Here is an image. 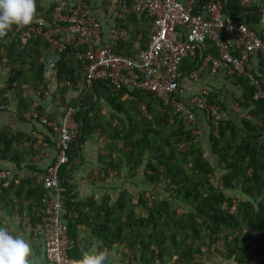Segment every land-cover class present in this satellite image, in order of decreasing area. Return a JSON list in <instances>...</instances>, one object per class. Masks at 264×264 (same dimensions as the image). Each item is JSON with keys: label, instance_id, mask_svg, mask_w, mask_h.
<instances>
[{"label": "trees", "instance_id": "trees-1", "mask_svg": "<svg viewBox=\"0 0 264 264\" xmlns=\"http://www.w3.org/2000/svg\"><path fill=\"white\" fill-rule=\"evenodd\" d=\"M36 4L37 14L29 26L13 27L0 38V66L12 72L18 120L34 130H44V142L56 155L58 134L31 116L36 113L60 124L69 108L75 110L79 136L70 148L69 165L60 171L67 198L62 222L75 245L68 256L81 262L89 242L78 240V229L84 227L89 231L88 239L100 244L97 251L107 253L121 248L124 264H203L205 254L210 252L239 264H252L264 257V99H254L256 89L246 79H238L243 96L237 109L246 112L247 117L240 127L223 120L218 137L209 131L207 157L192 127L166 113L150 95L112 91L98 84L66 103V88L77 85L83 76L82 63L74 59L75 51L82 47L67 45L64 51H57L42 36L29 34V29L39 27V23L46 32L54 21L56 3L36 0ZM224 4L223 15L233 21V16L245 11L234 3ZM144 19L151 28L152 18ZM115 26L130 31L128 22ZM148 35L149 27L146 31L137 28L132 40L142 36L146 41ZM119 47L129 54L130 45ZM20 87L30 88L40 100L47 93L53 101L62 100L60 119H53L40 106L32 110L34 101L23 96ZM102 100L113 112L110 122L100 115ZM10 105L11 99L0 89V112L7 111ZM97 133L109 141L110 151L101 161L103 168L97 182L119 177L123 172L124 181L116 189L120 192L115 198L104 195L100 202H72L70 173L80 146ZM36 145L35 138L1 129L0 166L7 162L20 168L29 152L37 156ZM31 166L27 168L37 170ZM218 171L220 186L214 184ZM141 187L144 191L136 194ZM156 190L170 195L171 201L156 199L154 196L159 195L152 193ZM45 193L40 180H21L17 176L0 179V210L18 216L19 222L28 225L33 233L47 217ZM2 218L0 226L5 221Z\"/></svg>", "mask_w": 264, "mask_h": 264}, {"label": "built area", "instance_id": "built-area-1", "mask_svg": "<svg viewBox=\"0 0 264 264\" xmlns=\"http://www.w3.org/2000/svg\"><path fill=\"white\" fill-rule=\"evenodd\" d=\"M201 1L188 0L186 6H181L176 0H136L134 12L145 13L153 20L146 47L130 40L127 29L113 27L109 31L110 43L96 48L93 43L99 39L101 29L85 0H74L71 5L67 0H56L53 25L43 32V25L39 23V27L29 29V34L42 36L57 51H64L67 45L82 47L74 53L75 61L83 65V76L75 85L76 90H92L102 84L112 91L131 90L150 95L158 100L166 113L191 127L196 123L195 112H200L213 136L218 137L220 127L224 125L221 106L212 99L208 90H200L192 96L189 106L184 102L180 89L182 62L189 56L195 58L210 40L216 44L219 56L205 57L187 78L196 81L199 72L208 68L212 75L225 70L233 80L245 77L257 86L245 69L251 55H260L264 59V38L245 24L223 15L224 3L221 0H207L203 4L206 5V16L203 15L198 10ZM259 1L264 3V0ZM252 3L253 0H240L245 11ZM178 28L183 30V34L178 33ZM120 43H130V56L113 51L112 46ZM232 50L238 56H232ZM259 96L264 97V92ZM74 116L72 108L66 111L60 124L45 116L38 117L36 113L31 116L39 118V122L59 138V151L52 165L43 173L37 170L27 173V177L40 180L46 192L43 203L47 217L36 227L34 234L43 243L48 264H81L68 256L75 245L69 237L67 225L61 220L66 187L60 179V171L69 165L68 154L79 135V125L74 122ZM7 172L1 171L0 179H7ZM256 261L263 264L264 257Z\"/></svg>", "mask_w": 264, "mask_h": 264}, {"label": "crops", "instance_id": "crops-1", "mask_svg": "<svg viewBox=\"0 0 264 264\" xmlns=\"http://www.w3.org/2000/svg\"><path fill=\"white\" fill-rule=\"evenodd\" d=\"M67 1L69 5L74 3V0ZM85 1L90 11L92 12L93 17L101 25V33L99 39H97L93 43L96 48H101L105 45H108L110 43V29L113 27H117L115 25H119L122 22H128V24L130 25V28H128L130 30L129 32L131 35L130 40H132L134 30H137V28H140L142 31H146L149 27L150 35V25L146 24L144 21V18H146V16L143 17L142 14H137L133 10V5L136 0ZM176 1L181 6H186L188 3V0ZM221 1L226 4L234 3L237 8L242 9L240 6V0ZM48 2L56 3V0H45V3ZM205 2H203V4H205ZM203 4L201 6H198V10L206 16V5L203 6ZM129 11L131 15H129ZM233 17L236 18L235 22L245 24L249 29L255 31L262 38H264V3H261L259 0H253L251 7H249L246 11L242 12L238 17ZM177 31L179 34H183V30L181 28H178ZM148 37L145 41L143 40L142 36H140L138 37V42H140L143 47H146L148 45ZM229 41H231V38H229ZM121 44L130 45V43H120L113 45V51L116 52L118 55L130 56V51L129 54L126 55V50L124 48L119 47ZM210 46H212V48ZM231 54L234 57L238 56V53L235 50H232ZM208 55L214 57L219 56L216 44L214 42H211L210 40H207V42L203 46L202 51L196 54L195 58L189 56L183 60L181 67L183 77L181 79L180 86V89L182 90V98L184 102L187 103V105L189 106V100L192 96L197 94L200 90H208L212 96V99L215 100V102H217L219 105L220 103L223 105L224 109L220 105L222 108L223 119L225 121H231L234 123V125L240 127L242 124V120L247 117V113L237 109V102L240 101L243 96V86L241 84H237V81L238 79H246L248 81L249 86L254 87L256 89L254 99H264V97L259 96L260 92H264V59L260 55L254 54L249 57L248 64L246 65L245 71L254 79V81L257 83V86L253 85L249 81V79L245 77H239L233 80L226 74L225 70H222L219 73L212 75L209 72L208 68H205L203 71L199 72L196 81H191L189 78H187L191 72L196 71L198 69V66H200L201 61L205 59V57H207ZM186 63H188V66ZM0 89H3L5 91V95L11 99V105L6 108L7 111L0 112V130L8 129L13 135L21 134L24 137L35 138L37 140V147L35 149L37 151V156H32L29 152V154L27 155L26 163L21 165L20 168H17L7 162L2 164L0 167L6 169L7 171L9 170L13 172V176H17L21 180L24 179L23 176L27 174V172L31 171V169L27 168L28 165H32L35 169H37L38 172L43 173L49 166L52 165L53 161L55 160L56 153L44 142V130L39 128L37 130H34L32 126L18 120V98L15 94L14 87L11 84V70L7 69L4 66H0ZM128 91L132 92L131 90ZM25 92L23 91L24 96L34 101V106L33 108H31L32 110H36V108L40 106L43 107L46 114L52 115L53 119H60V116L63 113V108L61 107L62 100L56 99L55 101H53L49 97L50 95L48 93V95L45 94L44 97L40 100L38 99V95L34 94V92L30 90V88L28 90H25ZM79 92L81 91L76 90L75 85L66 88V103L77 98L79 96ZM100 102L102 107L100 115L104 116L107 121L110 122L113 112L107 106L105 101L102 100ZM195 115L196 123L192 126V129L195 131V133H197V135H199V140L201 141V144L203 145V148L206 151L205 156L207 157L209 156L210 150V146L208 143V124L206 123L203 115L200 112H195ZM54 136L51 135V138L54 139ZM108 144L109 141L107 139H103L101 137V134L97 133L94 136L88 137L87 141L80 146L81 150L78 158H76L75 160V167L70 173L69 179V185L72 189V202L81 201V203H86L87 201L91 200L100 202V198L104 195L110 196V193L115 191L117 192V186L115 184L112 185L111 183L121 184L124 181L125 176L123 172V174H120L119 177L106 180L103 183L97 182L98 173L103 168V164L101 161L104 157L109 154V151L107 150ZM110 197L115 198L116 196ZM62 205L63 211L61 220L64 219V215L66 212V197L62 199ZM0 217H3L5 220L4 222H2L0 228L8 230L12 234H20L24 236L25 239L29 242L32 249V264H48L44 256V248L42 241L35 236L34 232H30L31 228H29L28 225L23 222L20 223L18 216H9L1 210ZM88 238L89 231L84 227H80L78 229V240H89L88 244L86 245V249L83 251V253L97 251L99 248V243H96L92 240L90 241V239ZM107 254L108 264H124L122 263V254L120 253L119 248H114L112 251L107 252ZM202 263L239 264L235 260H224L221 257L203 258Z\"/></svg>", "mask_w": 264, "mask_h": 264}, {"label": "clouds", "instance_id": "clouds-1", "mask_svg": "<svg viewBox=\"0 0 264 264\" xmlns=\"http://www.w3.org/2000/svg\"><path fill=\"white\" fill-rule=\"evenodd\" d=\"M37 14L36 0H0V38L13 27L29 26ZM32 249L20 234L0 228V264H32ZM81 264H108L105 251L85 252Z\"/></svg>", "mask_w": 264, "mask_h": 264}, {"label": "rangeland", "instance_id": "rangeland-1", "mask_svg": "<svg viewBox=\"0 0 264 264\" xmlns=\"http://www.w3.org/2000/svg\"><path fill=\"white\" fill-rule=\"evenodd\" d=\"M11 75H12V72H11ZM25 90H28V88H26V87H20V89H19V91H21V93L23 94V96H24V93H23V91L25 92ZM26 93V92H25ZM141 108H143V105H141ZM207 127H208V125H207ZM208 131H210L209 130V127H208ZM108 152V151H107ZM110 152V151H109ZM111 154L113 155V156H115V154H116V152H114V150H112L111 151ZM6 172L7 170L6 169H2V170H0V172ZM8 176H9V178H11V177H13V172H11V171H9L8 170ZM28 173V172H27ZM24 179H26V178H29V177H27V174H25L24 176ZM220 177H221V173H219V171L218 172H216V174H215V180H214V184L215 185H217V186H220ZM112 185L113 184H115L116 186H117V188L121 185L120 183H118V184H116V183H111ZM127 187V189H129L130 190V188H129V186H128V184L126 185ZM149 191H150V189H148ZM144 191V188L143 187H141V188H139L138 190H137V192H136V194H140L141 192H143ZM119 192L120 191H115V192H112V193H110V196H112V197H114V196H117V194H119ZM152 193H156L157 195H159V196H154L156 199H160V200H162L163 198H167L169 201H171V198H170V195H165L164 193H163V191L161 190H156V191H152ZM233 197H234V195H233ZM137 211H139V209L137 210ZM178 212L179 213H181V210L179 209L178 210ZM219 249H220V247H219ZM122 249L121 248H119V251H121ZM210 254H213V252H210L208 255H206L205 254V258H216V257H219V256H217V255H210ZM259 259V258H258ZM257 259V260H258ZM126 264V263H125ZM205 264V263H204ZM252 264H260V261H253L252 262Z\"/></svg>", "mask_w": 264, "mask_h": 264}]
</instances>
